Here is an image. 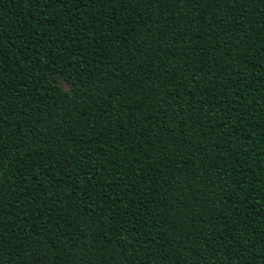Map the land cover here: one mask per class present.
Segmentation results:
<instances>
[{"label": "trees", "instance_id": "trees-1", "mask_svg": "<svg viewBox=\"0 0 264 264\" xmlns=\"http://www.w3.org/2000/svg\"><path fill=\"white\" fill-rule=\"evenodd\" d=\"M0 264H264V0H0Z\"/></svg>", "mask_w": 264, "mask_h": 264}, {"label": "snow or ice", "instance_id": "snow-or-ice-1", "mask_svg": "<svg viewBox=\"0 0 264 264\" xmlns=\"http://www.w3.org/2000/svg\"><path fill=\"white\" fill-rule=\"evenodd\" d=\"M29 2H31V0H29Z\"/></svg>", "mask_w": 264, "mask_h": 264}]
</instances>
